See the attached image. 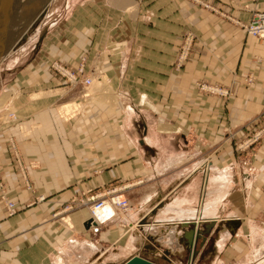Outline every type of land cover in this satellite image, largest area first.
<instances>
[{
	"label": "crops",
	"instance_id": "0c3cea01",
	"mask_svg": "<svg viewBox=\"0 0 264 264\" xmlns=\"http://www.w3.org/2000/svg\"><path fill=\"white\" fill-rule=\"evenodd\" d=\"M134 8L128 0L68 4L52 27L41 26L23 58L0 64V180L17 208L7 216L0 199V264H90L130 233L124 249L134 229L141 234L131 226L157 221L154 213L174 197L190 199L196 212L160 221L179 232L176 255L189 259L182 226L197 222L204 264H264V139L236 149L264 124V41L242 28L264 13V0H138L130 19ZM189 32L191 53L175 69ZM81 57L83 75L95 71L100 84L87 91L50 69L57 61L75 71ZM198 84L230 95H209ZM72 104V114L59 110ZM223 170L230 191L218 216L197 220L204 179ZM125 184L130 208L93 236L84 201ZM69 206L77 208L64 211ZM141 249L166 262L175 256L155 238ZM127 255L120 264L145 258Z\"/></svg>",
	"mask_w": 264,
	"mask_h": 264
},
{
	"label": "rangeland",
	"instance_id": "374dc122",
	"mask_svg": "<svg viewBox=\"0 0 264 264\" xmlns=\"http://www.w3.org/2000/svg\"><path fill=\"white\" fill-rule=\"evenodd\" d=\"M78 1H82V2L86 1L87 2L90 0H14L13 1L12 18H15V16L17 15L16 16V17H18L16 19L17 24H16V28L12 29V31L7 30L8 32H6V35H4V38L0 39V42H1L0 43V64L5 63L6 67H7L9 64L12 65L13 64L12 62H14V61L18 62L21 58H23L26 55V53L29 51L30 45L34 42V40L36 38V33L41 28V26L48 23L50 25V27H52L54 25V21H56L58 18L57 16L58 15L61 16L64 14V13L61 14V12H63V10L65 9V6L66 5L68 6V4L73 5V4L77 3ZM111 2L113 3V1H111ZM128 2L133 3V5L135 7L131 11H127L129 13L130 19H132V18H135V15L137 12L138 0H128ZM1 3H2V0H0V6H1ZM46 11L50 12V15H49L48 19L45 20ZM18 20H19V22H18ZM5 22H7V21H3L4 24L0 22V24H2V25H0V30L6 28ZM131 23L132 22L130 21V25H131ZM33 33H34V35H32ZM186 34H191V33L190 32L184 33L182 35L180 43H179V48H180ZM21 35H22V37L20 38ZM193 43H194V36H193V42H192V45L190 48L189 55L191 53ZM179 48H178V50H179ZM21 52H22V54H21ZM177 54H178V51H177ZM95 81L96 80H94L92 87H96V86L100 85ZM76 109H77L76 105L72 104L69 106L66 105V106L60 108L59 110L62 113L69 115V114L74 113ZM129 186L130 185H127V184H125V185H113L111 188L105 189L106 192L103 189H101L100 193H96L93 195H100V197L104 196V199H108L110 196H108V195L105 196V193H111L113 195H122L126 199V197L123 195V192L126 191L127 189H129L128 188ZM76 208L77 207H73L71 210H66V211L67 212L73 211ZM64 211H65V209H64ZM64 216L65 215H63V216L58 215L57 219L61 223H63L64 225H67L68 221L66 220L67 218H65ZM89 217H90V215H89ZM134 233H139V232H138V230L136 231V229H134ZM129 236H130V233L127 235V237L124 238L125 240L123 242L119 241V243L116 244L113 252L112 251L109 252L108 255L105 257V259H107V258L111 257L114 254V252H117L116 255L121 256V259H119L118 261H116V260L111 261L110 260V261L102 262V263H104V264H120L122 262V260H125L126 258H128L129 255L124 253L125 248L122 250L120 248L124 247V245H122V243L124 244V242H126V239ZM154 248L152 246V249L154 250L155 254H159L158 252H161L164 249V248H161V249L155 248L158 251L157 252ZM189 250H188L189 259L187 258L188 255L186 256V253H183L181 255L175 254V256L171 259V262H166V261H164V259L155 257L151 252H148V251L143 250V249H141L140 251H137L136 253L141 254L145 257V258H143V257H141V258L146 259V260L153 262L155 264H204V259H206V257L204 256V247L198 248V244H196L195 248L191 250V253ZM160 255H162V254H160Z\"/></svg>",
	"mask_w": 264,
	"mask_h": 264
},
{
	"label": "bare ground",
	"instance_id": "6f19581e",
	"mask_svg": "<svg viewBox=\"0 0 264 264\" xmlns=\"http://www.w3.org/2000/svg\"><path fill=\"white\" fill-rule=\"evenodd\" d=\"M49 15H50V12L46 11L45 20L48 19ZM16 16H15V18H12V16H11L10 20L5 22L6 28L7 29L9 28L8 31H12V29L16 28V24H17L16 19L18 18ZM18 22H19V20H18ZM1 23H3V21ZM0 25H2V24H0ZM21 37H22V35L20 36V38ZM21 54H22V52H21ZM225 173H226L225 171L224 172L213 171L210 176H208L207 178L204 179V186H203L202 192L200 194V199H199L200 210H199V213L197 214V220L200 218V215H202L203 217H215L218 214V210H219L218 205H219L220 200L223 199V197L228 193V191H230L229 185H228V184H230L229 183L230 177ZM230 186H232V185H230ZM192 187L193 186H190V188H192ZM192 192H193V190L191 191V193ZM195 195H194V197H195ZM194 207H195V205L190 203V199L188 200V199L182 198V197H181V199L174 197L170 203H168L165 206H163L162 208L158 209L156 211V213H154L155 214L154 217L152 216L153 218H151V219H156L158 222L157 221L146 222L145 221L146 219H143L139 223L138 226L135 225V226L131 227V229H134L135 227L140 229L141 234L136 233V234L132 235L130 237V239H128L124 253L125 254H132V253H135L137 251H140L141 247L144 246L145 242L148 241L149 238H155V240L157 239V243H159L160 246L165 247V249L167 250V253H171L173 255H175L176 253H179L182 249V246L177 243V238H178L179 232H176V230L174 229V226H171L169 229H167L166 225H164L163 222H160V221L165 219V218L189 219L191 217H195L196 212L194 210ZM112 213H113V210H112L111 205L106 202L102 208L94 210L93 213H90V217L88 218V220L92 219V222H90V223L106 222V220L112 215ZM205 219H203V221ZM171 223H172V221H171ZM195 224H196L195 230L196 231L199 230L200 232H203L199 228V225H197V222ZM221 238H222V236L219 233L218 241H220ZM156 246L154 245L155 248H156ZM218 246H219V244H218ZM220 246H221V244H220ZM157 249H158V247H157ZM192 249H194V248L192 247L191 250ZM116 253L107 259H105V257H103V256H99L97 259L93 260L90 264H101L102 262H107L110 260L111 261H115V260L118 261L119 259H121V256L116 255ZM254 254L255 253H253V255Z\"/></svg>",
	"mask_w": 264,
	"mask_h": 264
},
{
	"label": "built area",
	"instance_id": "2783aa9c",
	"mask_svg": "<svg viewBox=\"0 0 264 264\" xmlns=\"http://www.w3.org/2000/svg\"><path fill=\"white\" fill-rule=\"evenodd\" d=\"M242 28L247 35H251L257 39L264 41V13H257V14L252 15L250 21L247 24L243 25ZM192 42H193V35L186 34L178 50V54L175 58V61H174L175 69H179L183 65V63L187 60ZM84 61L85 59L81 57L80 63L76 67L75 71L69 69L68 67L64 66L63 64L57 61L53 62L50 65V69L60 79H62V81L66 85L76 86L80 83L83 90L87 91L93 86L96 72L91 71V74L89 76H84L83 75ZM249 82L251 81L249 80ZM197 86L199 90L209 95L218 96L221 98H226L230 95L228 91L223 90L216 86H211V85H206V84H198ZM86 95L87 94H84L83 96H86ZM263 117H264V111H263ZM263 139H264V124L258 130L254 131L250 136L242 139V141H240L236 145V149L238 151H245L249 149V147H251L252 145L262 141ZM12 151H13L16 166L22 178V182L26 189H30V183L26 178L24 167L13 145H12ZM0 192H1L0 199L4 203L6 215L12 216L16 214L17 212L16 204L12 201L6 200V198L3 195V185H2L1 180H0ZM108 196H110L108 199H104V196L100 197V195H90L84 201V204H83L86 207H88L89 215L90 213H93L94 210L102 208L104 204L107 202L111 205L112 210H113L112 215L106 220V222H108L112 218H114L116 213H124L130 208L128 201L122 195H113L111 193H108ZM72 208L73 206L66 207L65 211L71 210ZM88 221L92 222V219H89ZM106 222L90 223L88 226L89 232L93 236L99 234L100 227Z\"/></svg>",
	"mask_w": 264,
	"mask_h": 264
},
{
	"label": "water",
	"instance_id": "95a60500",
	"mask_svg": "<svg viewBox=\"0 0 264 264\" xmlns=\"http://www.w3.org/2000/svg\"><path fill=\"white\" fill-rule=\"evenodd\" d=\"M13 1L14 0H2L0 6V22L10 20L13 13ZM7 30L8 29L6 28L0 30V39L4 38V35H6V32H8ZM89 224L90 221H87L86 222L87 228ZM182 228H184L182 236L186 240L185 246L187 251L192 247L195 248L198 240L204 241V237H203L204 233L200 232L199 230L196 231L194 228V223H185L183 224ZM123 264H155V263L150 262L138 256H133L127 261H125Z\"/></svg>",
	"mask_w": 264,
	"mask_h": 264
}]
</instances>
